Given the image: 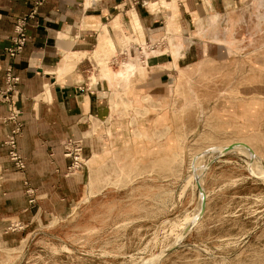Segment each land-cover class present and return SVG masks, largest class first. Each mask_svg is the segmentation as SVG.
Returning <instances> with one entry per match:
<instances>
[{"label":"crops","instance_id":"0c3cea01","mask_svg":"<svg viewBox=\"0 0 264 264\" xmlns=\"http://www.w3.org/2000/svg\"><path fill=\"white\" fill-rule=\"evenodd\" d=\"M33 1L0 0V86L13 64L21 76L16 102L24 128L18 146L26 159V167L18 169L1 146L11 123L4 119L10 107L0 102V244L8 247L29 242L54 218H68L106 195L104 188L90 193L93 169L100 172L113 160L130 165L135 192L149 180V173L140 172L143 166L181 146L185 152L198 119L204 129V102L197 92L195 102L184 96L197 89L189 75L193 78L207 62L230 59L234 46L230 35L222 36V27L236 25L238 10L246 8L243 0H46L29 27L24 50L11 59L4 49L17 18L30 11ZM133 10L148 53L135 41ZM115 17L133 38L128 52L112 25ZM97 50L101 57L94 55ZM81 54L86 56L80 59ZM108 54L112 70L105 64ZM124 57L143 64L127 80L116 76ZM68 139L79 144L86 166L70 169ZM18 222L23 226L16 228Z\"/></svg>","mask_w":264,"mask_h":264},{"label":"rangeland","instance_id":"374dc122","mask_svg":"<svg viewBox=\"0 0 264 264\" xmlns=\"http://www.w3.org/2000/svg\"><path fill=\"white\" fill-rule=\"evenodd\" d=\"M243 1L246 8L238 10L236 25L222 27V36L230 35L234 46L230 59L207 62L193 78L189 75L197 89L184 96L195 102L197 92L204 102V129L198 119L185 152L181 146L143 166L140 172L149 173V180L135 192L130 165L113 160L101 174L93 169L90 193L103 188L108 193L68 218H54L45 233L27 243L0 244V264H264V0ZM137 27L135 41L146 48L144 31ZM116 30L128 52L130 32L123 25ZM128 61L124 57L119 70ZM142 66L140 60L126 70L128 79ZM231 143L249 148L225 155L222 146ZM198 182L206 190L199 219Z\"/></svg>","mask_w":264,"mask_h":264},{"label":"built area","instance_id":"2783aa9c","mask_svg":"<svg viewBox=\"0 0 264 264\" xmlns=\"http://www.w3.org/2000/svg\"><path fill=\"white\" fill-rule=\"evenodd\" d=\"M45 1L34 0L30 11L17 18L11 44L4 49V53L11 59L16 58L24 50L30 39L29 27L36 18L40 5ZM20 81V74L16 71L13 64H9L6 67L5 83L3 86H0V102L10 107V112L4 119L11 123V128L1 146L6 147L8 155L14 165L18 169H24L26 167V159L18 146V137L24 128V123L21 119V110L16 102ZM64 147L65 155L73 159L70 166L71 170L80 169L86 164L82 159L80 146L74 139L65 141Z\"/></svg>","mask_w":264,"mask_h":264},{"label":"bare ground","instance_id":"6f19581e","mask_svg":"<svg viewBox=\"0 0 264 264\" xmlns=\"http://www.w3.org/2000/svg\"><path fill=\"white\" fill-rule=\"evenodd\" d=\"M156 2H154V4H155ZM137 14L138 13H136L134 10H133V21H134V26H135V28L137 27L139 30H143V26H142V23L140 22V18H138V16H137ZM132 21V20H131ZM110 24V23H109ZM113 27H114V29H116V28H118V27H121L123 24L121 23V21L119 20V18H114V22H113ZM133 25V24H132ZM105 29H106V31L107 32H110V29H109V27L108 26H106L105 25ZM123 30V29H122ZM126 33V32H125ZM127 34V33H126ZM125 34V35H126ZM117 39V38H116ZM109 43H110V46H112V48L114 47V48H116V41H115V39H114V37L113 36H111V35H109ZM109 43L107 44V45H109ZM173 44V43H172ZM175 44H173V46H174ZM177 46V45H176ZM176 46H174V47H176ZM144 49H146V48H144ZM84 53V52H83ZM94 55H96L97 56V58L98 57H101V52L99 51V50H97V51H95L94 52ZM107 56V55H106ZM105 56V57H106ZM106 59H108V57H106ZM109 62H106L105 64H106V66L107 65H109L108 64ZM138 66V63H137V61H128V63H124L123 65H122V70H119V71H117V73H116V76H118V77H121V78H123V79H128V77H129V74H128V72H126V70H129V69H131V70H133V68L134 67H137ZM66 67H68V68H71L72 67V63H68L67 64V66ZM130 70V71H131ZM107 76L108 77H111L110 76V74L109 73H107ZM93 79L94 80H96V79H98V75L97 74H95L94 76H93ZM235 145V147H234V149H247L244 145H242V144H239V143H231V144H226V146H222V149L221 150H225L227 147H229L230 145ZM210 148V147H209ZM221 148V147H220ZM202 151V150H201ZM200 151V152H201ZM251 153H253L254 155H256V153L255 152H253V151H251V150H249ZM199 154V153H198ZM196 155V154H195ZM200 155V154H199ZM202 155V154H201ZM197 156V155H196ZM202 157V156H201ZM196 158V160H197V157H195ZM199 160H197V162L195 161V163H198L199 164V162H198ZM161 163L163 164V163H166V162H164V161H162L161 160ZM92 181H94L93 179H92ZM94 183V182H93ZM194 225V224H193Z\"/></svg>","mask_w":264,"mask_h":264},{"label":"water","instance_id":"95a60500","mask_svg":"<svg viewBox=\"0 0 264 264\" xmlns=\"http://www.w3.org/2000/svg\"><path fill=\"white\" fill-rule=\"evenodd\" d=\"M245 147H248L249 148V145L246 144V143H242ZM235 147V145H230L229 147H227L225 149V151H230V150H233ZM198 186H199V189L200 191L203 193V198H202V201H201V204H200V210H199V213H198V219L204 214V211L206 209V190L205 188L202 186V184L200 182H198ZM193 226L191 225L190 227H188L187 230L183 231V237L188 233V231L192 228Z\"/></svg>","mask_w":264,"mask_h":264}]
</instances>
